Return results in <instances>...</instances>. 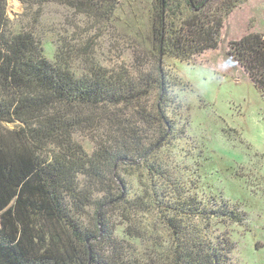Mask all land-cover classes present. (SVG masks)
<instances>
[{
    "label": "trees",
    "instance_id": "trees-1",
    "mask_svg": "<svg viewBox=\"0 0 264 264\" xmlns=\"http://www.w3.org/2000/svg\"><path fill=\"white\" fill-rule=\"evenodd\" d=\"M20 1L104 22L120 0ZM150 1L157 64L137 67L88 57L90 37L78 50L60 40L50 60L32 30H14L0 0V127L15 123L0 129V264H228L230 245L213 225L244 215L202 198L179 166L161 64L217 48L224 21L247 0ZM229 52L264 95V32L230 41ZM85 131L91 151L74 137Z\"/></svg>",
    "mask_w": 264,
    "mask_h": 264
},
{
    "label": "rangeland",
    "instance_id": "rangeland-1",
    "mask_svg": "<svg viewBox=\"0 0 264 264\" xmlns=\"http://www.w3.org/2000/svg\"><path fill=\"white\" fill-rule=\"evenodd\" d=\"M151 7L150 0H120L109 19L99 22L56 2L25 5L6 0L14 30H32L48 59L54 60L60 40L76 44L77 49L90 37L95 45L88 57L104 65L123 60L137 67L157 64L148 51ZM234 15L224 21L217 48L186 61L165 57L161 70L169 85L166 111L179 134L172 141L179 166H184V174L189 170L202 198L228 202L244 215L241 224L213 225V235L230 245L228 264H264V95L229 52V42L241 35L233 32ZM254 17L249 13L241 17L248 32H254L250 31ZM159 96L157 89L151 103L156 105ZM2 126L11 129L15 123ZM74 137L91 151L89 132ZM88 213L92 220L93 206ZM110 222L123 237L119 219L111 215Z\"/></svg>",
    "mask_w": 264,
    "mask_h": 264
},
{
    "label": "crops",
    "instance_id": "crops-1",
    "mask_svg": "<svg viewBox=\"0 0 264 264\" xmlns=\"http://www.w3.org/2000/svg\"><path fill=\"white\" fill-rule=\"evenodd\" d=\"M232 12L235 14L233 16L234 19L232 22L233 32L238 33L239 31H241V35L233 39L237 40L248 32V24L244 25L243 20L241 19V17L245 13H249V15H252L253 17L255 16V21L250 31H254L257 33L264 32V0H247L245 3L236 7Z\"/></svg>",
    "mask_w": 264,
    "mask_h": 264
}]
</instances>
